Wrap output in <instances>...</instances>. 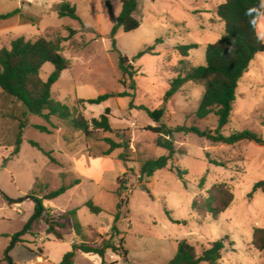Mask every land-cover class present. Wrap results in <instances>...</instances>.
<instances>
[{
    "label": "rangeland",
    "instance_id": "374dc122",
    "mask_svg": "<svg viewBox=\"0 0 264 264\" xmlns=\"http://www.w3.org/2000/svg\"><path fill=\"white\" fill-rule=\"evenodd\" d=\"M224 1L138 0L135 16L140 27L132 32L119 29L113 36L115 19L122 10L120 0H109V6L105 0H69L82 24L58 16L59 0H0V13L21 9L20 15L0 20V48L21 36L61 40V55L70 67L53 85L52 98L88 122L109 107L112 126V132L97 131L86 137L56 117L47 122L31 115L26 118L20 152L13 156L19 123L23 121L21 108L0 89V264H59L73 242L100 243L102 238H111L128 252L124 259L107 251L105 264H164L173 258L183 239L199 253L210 242L223 241L219 264H264V251H257L252 244L254 229L264 228V191L252 192L255 183L264 180V145L249 141L225 145L196 134L176 133L175 155L168 167L156 171L150 179L142 177L139 170L140 162L167 154L156 145L157 135L148 130L149 126H196L211 133L216 130L215 115L205 120L196 118L202 84L186 83L166 104L164 96L181 68L177 46L197 44L187 62L192 66L205 64L206 45L219 39L225 29L214 12ZM258 34L264 41V15ZM141 52L143 55L132 61ZM119 55L127 56L135 70L134 90L119 68ZM53 69L46 63L41 77L47 79ZM117 92L130 96L110 98L98 105L81 102ZM141 106L150 111L164 109L165 115L156 123ZM36 125L47 127L51 133L36 129ZM243 131L264 138V52L255 56L240 80L230 122L220 132L228 136ZM105 138L126 141L129 147L104 155L109 148ZM172 166L187 171L184 179L171 171ZM76 180L80 183L63 195L44 201L53 216L75 209L84 227L81 237L73 229H60L63 239L58 240L47 234L43 220L36 219L34 197L43 198ZM118 180L122 184L120 197ZM218 183L231 188L234 200L214 219L200 204ZM6 198L14 203L8 204ZM90 200L103 212L92 213L85 206ZM120 200L123 202L118 211ZM193 202L197 203L196 210L192 209ZM117 212L120 233L114 235L111 227ZM67 223L70 226L72 220ZM99 262L97 255L78 252L74 264Z\"/></svg>",
    "mask_w": 264,
    "mask_h": 264
},
{
    "label": "trees",
    "instance_id": "16d2710c",
    "mask_svg": "<svg viewBox=\"0 0 264 264\" xmlns=\"http://www.w3.org/2000/svg\"><path fill=\"white\" fill-rule=\"evenodd\" d=\"M105 2L109 6V0H105ZM120 2L122 10L115 19L113 36L117 34L119 29L124 32H132L141 25L140 20L135 16L138 0H120ZM56 11L59 17L78 20L82 24L77 15L76 7L71 5L69 0H59ZM214 12L218 19L224 23L223 34L215 42L206 45L204 65L192 66L187 62L189 52L197 49V44L177 46L176 49L182 58L180 60L181 68L177 76L169 83V89L164 96V103L166 104L186 83L202 84L204 91L196 110V118L197 120H205L210 115H215L218 119V126L214 133L202 131L196 126L169 127L165 124L149 126L148 130L157 135L156 145L165 149L167 154L140 162L139 170L142 177L150 179L156 171L168 167L175 155L176 133L196 134L213 143L225 145H235L242 141L264 145V138L250 131L235 132L228 136L220 132L230 122L240 80L248 72L249 65L255 56L264 52V41L258 34L259 19L264 15L263 0H225ZM20 14V8L9 13H0V20H7ZM69 31L70 34L74 33L71 29ZM115 43L113 40L114 46ZM143 53H139L132 61L141 57ZM46 63L52 64L54 69L47 79H43L41 70ZM69 67V61L61 55V40H48L42 36L27 39L21 36L12 40L8 47L0 48V89L7 98L20 105L23 119L19 123V132L12 152L13 156L20 152L23 142L22 132L27 125L26 118L31 115L41 117L47 122H50L52 117H56L82 132L86 137H91L97 131L112 132L111 109L109 107H106L98 118H93L91 122H88L81 114L75 115L68 105L52 98L53 85L60 79L62 72ZM119 68L122 74L130 79V89L134 90L133 76L135 70L127 56L119 55ZM129 96L128 92L104 93L96 98L81 99V102L98 105L110 98ZM140 109L146 110L156 123H160L165 115L164 109L150 111L143 106ZM35 128L42 132L51 133L47 127L42 125H36ZM105 142L109 148L104 155H110L116 149L126 150L129 147L126 141L116 142L111 138H105ZM30 143L51 157L50 152H45L37 143L32 141ZM120 157L123 159V155ZM51 160L54 159L51 158ZM212 163L222 165L216 161H212ZM171 171H175L180 179H184L187 174V171L180 167L172 166ZM203 182L204 178L199 183L200 187ZM79 183L80 181L76 180L71 184H64L56 190L49 191L43 198L34 197L36 219L43 220L47 226V234L58 240L63 239L60 229H73L76 235L81 237L84 227L79 222L75 209L66 211L62 215L53 216L47 212L44 201H52L58 198L73 185ZM118 185L117 194L120 197L121 180H118ZM257 190L264 191V180L255 183L252 192ZM6 200L8 204L14 203L8 198ZM233 200L234 194L231 188L225 183H218L207 191V196L202 200L200 208L217 219L231 206ZM122 202L123 200H120L117 205L118 211ZM85 206L94 214L103 212V209L91 200ZM197 207V203L193 202L192 209L196 210ZM166 214L171 218L170 211L166 210ZM118 219L119 212L114 215V224L111 227V233L114 235L120 233L116 226ZM68 220H72L70 226L67 223ZM171 220L174 221L172 218ZM29 231L30 229L26 233ZM16 242H20L19 238H16ZM252 244L257 251H264V228L254 229ZM208 245L199 253L194 245L183 239L179 241L173 258L164 264H219L225 247L223 241L210 242ZM107 251L118 254L124 259L128 256L123 245L117 247L111 238H102L100 243L81 240L72 243V249L64 254L59 264H74L78 252L97 255L101 259L100 264H105ZM40 253L37 257H41L42 251Z\"/></svg>",
    "mask_w": 264,
    "mask_h": 264
},
{
    "label": "crops",
    "instance_id": "0c3cea01",
    "mask_svg": "<svg viewBox=\"0 0 264 264\" xmlns=\"http://www.w3.org/2000/svg\"><path fill=\"white\" fill-rule=\"evenodd\" d=\"M225 2V1H224ZM261 18V17H260ZM260 20V19H259ZM223 25H224V23L223 22H221ZM259 24V23H258ZM51 202V201H50ZM81 253V252H80ZM85 254V253H84ZM40 258V257H39ZM99 260H100V262H99V264L101 263V259H100V257H99Z\"/></svg>",
    "mask_w": 264,
    "mask_h": 264
}]
</instances>
